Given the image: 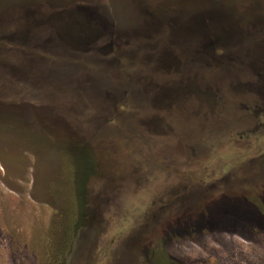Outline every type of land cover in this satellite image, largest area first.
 Returning <instances> with one entry per match:
<instances>
[{"label": "rangeland", "instance_id": "rangeland-1", "mask_svg": "<svg viewBox=\"0 0 264 264\" xmlns=\"http://www.w3.org/2000/svg\"><path fill=\"white\" fill-rule=\"evenodd\" d=\"M257 20L264 0H0V36L34 34L0 47V264H264V45L228 58Z\"/></svg>", "mask_w": 264, "mask_h": 264}, {"label": "trees", "instance_id": "trees-1", "mask_svg": "<svg viewBox=\"0 0 264 264\" xmlns=\"http://www.w3.org/2000/svg\"><path fill=\"white\" fill-rule=\"evenodd\" d=\"M262 28V27H261ZM256 31V30H254ZM254 36L258 37V33L254 34ZM262 37V36H261ZM261 37L259 39H256L255 40H252V41H245L247 42L249 45L252 46V44H254L255 42H258ZM29 44V41L27 40H24V39H11V38H0V47H6V48H24V46L28 45ZM27 50V48H26ZM250 49H247L245 50L243 53H241L239 56L240 59L235 56V55H231V58H232V65H237L236 63H241L242 65H244L243 63H245L249 58H250ZM133 56H134V53H123V54H120V56H117L116 57V60H117V64H119L120 60L124 59V60H132L133 59ZM119 57V58H118ZM118 58V59H117ZM194 59H196V57H194ZM82 61V64L86 61L87 64H92L94 65L95 63H93L91 60L87 59V58H82L81 59ZM261 71H257L259 72L261 75L264 76V69H260ZM258 74V73H257ZM107 79H108V76H107ZM131 107L130 103H129V107H128V111H130L131 109H129ZM262 193V196H264V191L261 192ZM240 217L244 220H250L252 222H257L259 221L258 219V213L254 210H246L244 212H242L240 214ZM261 219V218H260ZM264 221V220H263ZM262 221V222H263ZM264 226V225H262Z\"/></svg>", "mask_w": 264, "mask_h": 264}, {"label": "water", "instance_id": "water-1", "mask_svg": "<svg viewBox=\"0 0 264 264\" xmlns=\"http://www.w3.org/2000/svg\"><path fill=\"white\" fill-rule=\"evenodd\" d=\"M33 20H34V19H33ZM237 21H238V20H237ZM257 21L260 22L259 20H257ZM237 24H238V23H237ZM250 24H255V23H248L247 25H250ZM256 25H259V24H256ZM260 25H264V21H261V22H260ZM8 27H9V26H8ZM10 27H11V26H10ZM148 27L150 28V29H148V30H152V31L154 30L153 25H151V24L149 25V24H148ZM237 28H238V27H237ZM246 29H247V28H245V25H241V26H240V24H239V28L237 29V30H238V36H237V38H238V37H239V38L236 39V40L234 41V45H235V46L241 45L240 48H242L243 46L246 48V49H240V48H239L240 51L234 53V55L237 56L239 59H240V57H241V56H239V55H240L241 53H243L245 50L250 49V50H251V51H250V53H251L250 56H251V55H252V48H254V47L258 46V45H259V46H263V45H264V39H263V40L260 39L258 42H255L254 44H252V46L249 45L247 42H243V41H242V40H243V39H242L243 37L239 36V34H240V31L243 33L244 30H246ZM31 36L33 37L34 35H30V36H28V37H24V36H22V37H20V38H21V39H24V40H27V41H30ZM262 37H263V36H262ZM262 37H261V38H262ZM0 38H11V39H13L12 36H11V37H8V35H4L3 37L0 36ZM20 38H16V39H20ZM244 38H245V37H244ZM241 41H242V42H241ZM240 42H241V43H240ZM236 43H238V45H236ZM239 43H240V44H239ZM263 53H264V51H263ZM263 53H262V54H263ZM232 55H233V54H232ZM254 56H255V54H254ZM228 58L231 60V61H230V60L228 59V60L230 61L229 64L232 65V61H233L232 58H231L230 56H229ZM195 60H196V61H197V60L200 61V60H202V59H201V58H196ZM250 60H251V57H250ZM111 62H112V65H113V66H114V65H117V63H116L114 60H112V59H111ZM245 63H246V62H245ZM245 63H243V64L245 65ZM236 64H238V63H236ZM248 67H250V66H248ZM251 68H253V67H251ZM249 69H250V68H249ZM225 72H226L227 74L229 73L230 75H232V78H234V76H235L234 74H235V73L232 74V70L227 69V70H225ZM229 74H228V75H229ZM235 77H236V76H235ZM217 78H218V77H213V76L208 77L209 83H211V82H216V80H218ZM113 89H115V91L117 92V95H118L119 92H120V89H119V88H115L114 86H113ZM231 90H232V87H231ZM210 96H212V95H210Z\"/></svg>", "mask_w": 264, "mask_h": 264}, {"label": "flooded vegetation", "instance_id": "flooded-vegetation-1", "mask_svg": "<svg viewBox=\"0 0 264 264\" xmlns=\"http://www.w3.org/2000/svg\"><path fill=\"white\" fill-rule=\"evenodd\" d=\"M13 27H15V26H13ZM37 32H38V29H37ZM37 32H35V33H37ZM32 35H34V34H32ZM29 48V46L27 45V49Z\"/></svg>", "mask_w": 264, "mask_h": 264}]
</instances>
